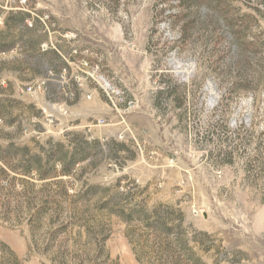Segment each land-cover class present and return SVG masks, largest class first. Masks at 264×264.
<instances>
[{
	"label": "rangeland",
	"instance_id": "1",
	"mask_svg": "<svg viewBox=\"0 0 264 264\" xmlns=\"http://www.w3.org/2000/svg\"><path fill=\"white\" fill-rule=\"evenodd\" d=\"M6 1L60 24L99 69L33 81L0 60V264H80L99 241L103 264H264V0ZM49 80L98 90L111 113L69 131L67 111L38 101ZM104 81L134 107L112 109ZM136 107L155 131L129 118ZM23 148L59 151L46 180ZM110 203L178 211L186 250L139 246L141 226Z\"/></svg>",
	"mask_w": 264,
	"mask_h": 264
},
{
	"label": "crops",
	"instance_id": "2",
	"mask_svg": "<svg viewBox=\"0 0 264 264\" xmlns=\"http://www.w3.org/2000/svg\"><path fill=\"white\" fill-rule=\"evenodd\" d=\"M36 17L28 9L11 7L6 0H0V48L3 49L0 50V60L16 58L25 62V66L33 70L30 74L33 81L51 77L59 79L64 76V70L68 72L66 77L71 78L74 67L81 59L88 57L89 48L84 49L69 32L61 35L60 24L42 22ZM65 84L67 82L49 80L48 93L39 95L38 101L41 108L51 111L53 116L62 118L58 111H67L68 115L62 119L72 122V126L67 125L69 131L87 128L90 117L111 113L107 101L98 90L87 85L80 88ZM55 95L61 98L56 99ZM129 114V118L143 126L144 130L155 131L156 121L147 111H139L136 107Z\"/></svg>",
	"mask_w": 264,
	"mask_h": 264
},
{
	"label": "trees",
	"instance_id": "3",
	"mask_svg": "<svg viewBox=\"0 0 264 264\" xmlns=\"http://www.w3.org/2000/svg\"><path fill=\"white\" fill-rule=\"evenodd\" d=\"M187 2V0H181L179 3L181 4V7L184 8ZM234 54L235 53L231 56L230 63H232ZM164 93L165 92L162 90L159 93V96ZM20 151L22 154L20 158L21 161L25 163V169L31 171L32 168L35 167L42 180L47 179L46 175L41 172L43 162H46V165H51L59 155V151H52L51 153L46 154L45 157L31 155L28 148H23ZM47 173L48 172H46V174ZM110 204H112L114 208H118V211H116L117 214L128 225L137 223L141 226L142 231L144 232L143 235L137 239L139 246L150 250V252L152 250V252L162 255V257H164L166 253L177 256V251L184 252L186 250L188 242L182 236L183 216L178 211L167 206H160L148 213L146 210L139 207L126 209L125 206L121 207L119 203ZM85 226L88 227L89 225ZM98 241L99 237H97L96 242ZM103 252L101 241H99L94 252L88 250H83L81 252L80 264H103L102 258L105 257Z\"/></svg>",
	"mask_w": 264,
	"mask_h": 264
},
{
	"label": "built area",
	"instance_id": "4",
	"mask_svg": "<svg viewBox=\"0 0 264 264\" xmlns=\"http://www.w3.org/2000/svg\"><path fill=\"white\" fill-rule=\"evenodd\" d=\"M27 0H21L20 4L24 5L26 4ZM24 8V7H23ZM40 21L46 22L48 19L47 16L45 17H37ZM77 54V52H75ZM79 65L82 67V69L85 71V75L89 79V77H94V75L98 72L99 67H92L89 62L87 61V58H83L80 60ZM91 68V69H90ZM66 70H64L65 72ZM102 90L106 94L107 98L109 99V102L112 106V109L116 111H120L121 109L129 110L134 107L135 102L128 97V95L120 90L112 87L109 83H106L104 81V85H102ZM29 92H32V88L28 89ZM52 122V121H51ZM100 124H104V121L101 120L99 122ZM40 136V135H39Z\"/></svg>",
	"mask_w": 264,
	"mask_h": 264
}]
</instances>
